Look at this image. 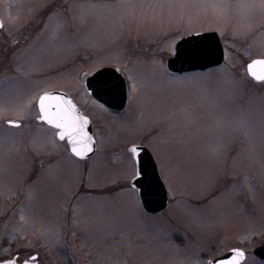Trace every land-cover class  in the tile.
<instances>
[{
    "label": "rangeland",
    "instance_id": "374dc122",
    "mask_svg": "<svg viewBox=\"0 0 264 264\" xmlns=\"http://www.w3.org/2000/svg\"><path fill=\"white\" fill-rule=\"evenodd\" d=\"M0 20L1 213L16 200L44 235L83 233L79 264H208L234 248L264 264L251 254L264 244V82L245 71L264 59L260 0H0ZM206 31L223 64L170 74L175 43ZM104 67L125 79L119 113L84 88ZM48 91L91 121L89 159L41 123ZM133 146L150 151L166 187L160 214L130 186Z\"/></svg>",
    "mask_w": 264,
    "mask_h": 264
},
{
    "label": "water",
    "instance_id": "95a60500",
    "mask_svg": "<svg viewBox=\"0 0 264 264\" xmlns=\"http://www.w3.org/2000/svg\"><path fill=\"white\" fill-rule=\"evenodd\" d=\"M0 23H2L1 20ZM1 28L2 27H0V29ZM192 48H196L202 53L196 59H190L178 54ZM174 49L175 53H173V55L167 58L165 61L166 69L169 73L172 74L182 75L191 72H204L209 69L221 66L224 61L223 45L216 32H201L199 34L193 33L188 36H184L175 44ZM254 60L263 59H253L249 61L246 64V73L254 82L261 83L254 80L247 71L248 65ZM84 86L91 98H93L95 101L102 104L109 110L120 112L125 108L127 103L125 80L115 69L105 67L96 71L91 76L87 77ZM44 95L52 97V99L45 102L46 107L54 108L55 106L59 105L60 108H65L68 102H70L71 105L74 106L76 113H78L80 117L86 118L88 120L86 132L92 138V150L89 151L83 159L72 154L70 145L67 139L65 140L68 144L70 153L74 157L78 158L79 160H87L88 158H90L96 151V142L93 137V127L90 120L81 113L72 99L66 93L60 91H52L47 92L42 96ZM37 106L39 111V100L37 102ZM136 147L141 150V165H143L144 162L151 161V169L146 179L140 178L135 180L134 182L131 181V186L133 183L137 185L136 190L138 192L140 204L144 211L147 214L156 215L163 212L167 208V190L159 176L157 165L150 151L143 146ZM233 250L234 249H231L223 255L212 259L211 261L213 262V264H215L216 261L228 259L231 257ZM251 254L260 261H264V244L256 247L251 252Z\"/></svg>",
    "mask_w": 264,
    "mask_h": 264
},
{
    "label": "flooded vegetation",
    "instance_id": "af4514ba",
    "mask_svg": "<svg viewBox=\"0 0 264 264\" xmlns=\"http://www.w3.org/2000/svg\"><path fill=\"white\" fill-rule=\"evenodd\" d=\"M6 124L10 125L9 121ZM8 208L5 213L0 212V264L14 257H19L17 264L25 259L29 264H79L72 254L75 248L84 249L83 233L74 232L71 236L68 230L61 229L54 235H44L26 224L28 217L19 213L18 201H12ZM31 256L37 259L31 260Z\"/></svg>",
    "mask_w": 264,
    "mask_h": 264
},
{
    "label": "snow or ice",
    "instance_id": "6c2138e0",
    "mask_svg": "<svg viewBox=\"0 0 264 264\" xmlns=\"http://www.w3.org/2000/svg\"><path fill=\"white\" fill-rule=\"evenodd\" d=\"M260 7L264 8V0H260ZM0 27H3L2 23H0ZM173 52L175 53L174 48ZM178 54L190 59H196L202 53L198 49L192 48ZM247 71L257 82H264V60H254L248 65ZM50 99H52V97L48 95L39 98L40 120L56 129L60 140L63 141L67 139L72 154L83 159L85 155L92 150V138L86 132L88 120L80 117L70 102H68L65 108H60L59 105L54 108L46 107L45 102ZM9 124L13 127H19L18 124L12 121H10ZM129 151L132 154L131 180L134 182L140 178L146 179L151 169V161L144 162L143 165H141V150L138 147L133 146ZM132 187L135 190L137 185L133 183ZM18 259L19 257H14L5 261L4 264H17ZM30 259L36 260L37 257L31 256ZM245 260V252L234 249L230 258L216 261L215 264H245ZM22 264H29L28 259H25ZM208 264H213V262L209 261Z\"/></svg>",
    "mask_w": 264,
    "mask_h": 264
}]
</instances>
